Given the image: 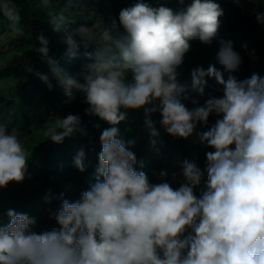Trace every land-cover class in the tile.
<instances>
[{
	"label": "clouds",
	"instance_id": "clouds-1",
	"mask_svg": "<svg viewBox=\"0 0 264 264\" xmlns=\"http://www.w3.org/2000/svg\"><path fill=\"white\" fill-rule=\"evenodd\" d=\"M75 7L73 0H65L47 16L71 55L81 43L95 44L94 52L84 53L89 62L83 70L73 75L59 66L43 35L37 37L41 46L36 51L64 95L81 93L86 114L112 127L100 136L95 182L79 201L62 200L54 214L57 228L38 233L34 217L7 210V221H0V264H264V78L253 73L244 80L233 75L225 80L214 65L194 69V91L203 96L205 77H211L223 86V95L191 110L182 102L188 99L186 86L178 81L190 41L210 44L217 36L224 15L220 4L192 0L175 11L137 0L120 11L119 24L112 19L107 27L71 28ZM0 12L9 29L22 34V17L12 0H0ZM256 19L264 24V13ZM219 45L218 63L230 73L237 71L242 58L233 42L221 39ZM36 74L51 90L49 75ZM122 109H143L152 136L158 132L150 117L159 112L165 131L185 139L197 123L207 125L210 115L222 117L200 134L201 142L214 149L206 153L204 171L185 159L178 189L167 182L166 171L159 173L161 182L151 183L145 172L134 169L136 156L116 127L126 119ZM79 122L78 115H67L47 127L45 135L62 143ZM27 160L17 128L9 132L0 124V188L25 179ZM85 160L81 149L74 167L84 172ZM205 172L207 190L197 198L193 189Z\"/></svg>",
	"mask_w": 264,
	"mask_h": 264
},
{
	"label": "trees",
	"instance_id": "trees-1",
	"mask_svg": "<svg viewBox=\"0 0 264 264\" xmlns=\"http://www.w3.org/2000/svg\"><path fill=\"white\" fill-rule=\"evenodd\" d=\"M162 1L171 4L176 3L172 8L175 11L186 8L192 2V0H184V3L181 4L179 0ZM223 1L224 3L228 1L229 6L222 3ZM252 1L239 0V3H237L235 0H214V2L220 4L224 12V15L219 18L220 23H228L231 13L235 9H250ZM64 2L65 0H48V4L45 5L44 0H18L15 7L22 17L20 23L22 34L14 36L10 41V45L11 48L22 49L24 53L15 65L0 69V78H17L16 84L12 86L11 96L7 104L15 107L20 112L17 121L22 125L30 122L28 119L32 115H34L33 125L38 127L42 126L38 123L49 119L50 116L56 118L54 123L70 114L80 117L79 124L70 135L65 137L62 143L52 142L45 135V128L41 130L35 140L29 144H23L28 154L27 172L23 182L29 184L32 174L37 171V179H40V184H33L23 194L22 198L20 195L19 197L16 196L14 203L8 205L6 210L1 212L3 215L2 221H7L6 213L8 209L26 213L30 217H34L37 223L43 217L45 219L44 228L39 229L36 226L39 229L38 233L57 228L54 214L60 208L62 200L79 201L82 192L88 190L90 184L95 182L99 154L102 151L100 136L104 129L112 127L98 116L86 114L85 109L88 105L77 100L79 92L74 91L72 98L65 96L57 81L51 77L49 66L41 61L40 54L36 51L41 46L37 37L43 35L49 40V55L68 73L75 75L74 72H77L84 64L89 62L84 53L94 52V44L90 43L85 47L81 43L76 55H71L67 50V45L62 42L63 34L53 30L50 18L47 16L52 11H59ZM136 2L137 0H73L76 7L73 15L74 22L70 27L75 28L85 23L84 13L86 10H92L96 13L107 12L105 19L108 23L115 18L116 14L120 13L121 9L131 7ZM145 2L153 5L154 0H145ZM33 16L38 18V24L33 23V18H31ZM8 24V19L0 12V32L4 31ZM260 25L264 27V24ZM120 30L123 31L122 28ZM221 39L224 40V34L223 31L218 30L217 36L210 44H204L199 40L190 41L195 54L181 68L178 81L181 85L186 86L187 91L183 95H186L192 101L196 100V104H200L210 97H217L223 93V86L219 85L215 78L205 77L207 84L204 94L201 96L191 87V73L194 69L203 68L206 71L210 65H214L223 74L225 80L229 75L235 76V72L226 71L218 61L210 59L211 54L215 51V46L219 44ZM227 39L233 42L237 53H243L246 50L250 51L251 54L264 52V31L261 34L239 29L233 32L232 28ZM258 64L257 67H254L252 73L246 75L251 77L253 73H256L264 78V62L261 61ZM37 72L49 75L50 82L53 85L51 90L38 78ZM42 91H45L44 94L39 98L36 97ZM188 99L182 98V100ZM4 106H0V124L2 125H6V119L1 116ZM121 111L126 112V119L116 127L119 129L120 136L125 141L128 150L136 156L134 169L137 172L143 171L149 175L170 159H173V163L177 167H182L183 161L187 159L196 163L201 171H204L207 163L206 159L203 158V150L208 147L206 142L202 143L200 138L196 139L194 135L186 139L169 135L160 123L162 119L160 113H154L150 117L158 132L157 136H152L150 129L145 124L146 117L143 109H122ZM7 113H9V110ZM57 116L60 118L58 119ZM81 149L84 150L86 157L87 167L84 172H80L74 167L73 163L74 156ZM158 156L160 157L159 162H157ZM180 177L183 179L182 173ZM8 187L7 189L0 188V196L6 194L14 197L17 188L13 184ZM206 190L207 173L205 172L201 183L193 191L194 195L199 198L202 192ZM45 197L48 199L46 200Z\"/></svg>",
	"mask_w": 264,
	"mask_h": 264
},
{
	"label": "rangeland",
	"instance_id": "rangeland-1",
	"mask_svg": "<svg viewBox=\"0 0 264 264\" xmlns=\"http://www.w3.org/2000/svg\"><path fill=\"white\" fill-rule=\"evenodd\" d=\"M18 0H12V3L18 4ZM224 3V1L222 2ZM179 4V3H177ZM225 5L228 4V1L224 3ZM159 5H165L170 8H174L176 3H166L163 2L162 0H154L152 6H159ZM229 6V4L227 5ZM122 10V9H121ZM120 11V9H118ZM257 13H264V0H253L252 5L250 9L248 10H240V9H235L231 13V18L229 19L228 23L222 24L220 23V28L219 31L224 34V40H228L227 36L229 34V31L233 28V32L236 31L237 29L239 30H244V31H249V32H254L256 34H261L264 31V27L257 23L256 19V14ZM107 12H101V13H96L93 12L92 10H86L84 13L85 16V25L91 27L93 23H96L98 26L101 25V27H107L110 26V22H106L105 16ZM33 18L32 21L33 23L38 24V18L36 16L31 17ZM117 20V23L119 24V13L116 14L115 18ZM232 26V28H231ZM22 27V25L20 26ZM231 28V29H230ZM17 34L12 32L9 29V24L7 25L6 29L4 31L0 32V69L7 67L9 65H15L19 57L23 55L24 51L22 49H15L11 48L10 41L11 39L16 36ZM95 46V44H94ZM219 44L215 46V51L211 54L210 59L217 61L216 60V55L219 50ZM235 50V49H234ZM17 52H21L22 55L16 56L15 54ZM194 50L191 46L190 51L185 55L183 64L178 68V73L180 72L181 68L183 65L186 63V61L190 60L191 56L194 55ZM239 55L242 58V63L237 71H235V77L237 80H244V78H250L247 76V73H252V70L254 67H257L261 61L264 62V52L263 53H258V54H251L250 51H244L243 53H239ZM83 70V66L74 73H80ZM82 80V77L80 78ZM17 82L16 77H4L0 78V106H4V108L1 111V116L2 118L6 119V125L8 128V131L10 132L12 128H17L18 133L20 134L21 142L23 144H29L33 140H35L42 129H45L49 126H51L54 123V120L56 119L54 116H50L49 119H45L43 122H40L38 124H41V127L36 126V130H33V123H34V115L28 119L30 122L22 125L19 121H17L20 112L15 108L7 104L8 99L11 96V91H12V86H14ZM48 89V88H47ZM46 89V90H47ZM45 90V91H46ZM45 91H42L39 95L36 97H40L44 94ZM223 93L219 94L217 97H222ZM77 100L83 103V95L81 93L77 94ZM182 102L185 104V106L191 110L194 107L197 106H202L205 101H202L200 104H194L192 102V99L188 100H182ZM9 110V113H7ZM159 113V112H157ZM8 114V115H7ZM7 115V116H6ZM58 119L60 118L57 116ZM222 118L218 117L215 114L210 115L208 119L207 125L203 123H197V126L193 132L192 135L195 136L196 139L200 137V134L203 132H206L211 129L212 126H214L215 122L217 119ZM16 120V122H15ZM202 132V133H201ZM234 148V145L232 146ZM209 151H214V149L206 147L203 150V158L206 159V153ZM160 161V157H157V162ZM161 171H166L168 173L167 176V182H169L174 189H178L180 184L183 183V179L180 177V174L182 173V167H177L173 163V159H170L166 161V163L161 166L157 167L156 170L153 173H150L148 176L149 181L153 184L161 182L159 173ZM37 171H34V173L31 176V179L29 180V184H24V182H10L6 189L9 188L8 186L13 184L14 187L17 188V191L14 193V197L12 195H6L3 194L0 196V221L3 220V215L1 212L5 211L8 205L13 204L14 200L16 199V196L22 198L23 194H25L33 184H40V179H37ZM173 173H176L175 179H173ZM42 175L40 176V178ZM15 198V199H14ZM45 224V219L41 217L37 223L36 226L39 227V229H43ZM39 229L35 227V230L38 232Z\"/></svg>",
	"mask_w": 264,
	"mask_h": 264
}]
</instances>
